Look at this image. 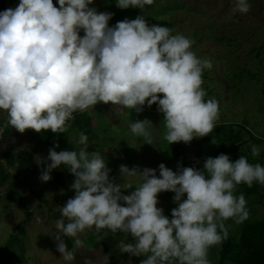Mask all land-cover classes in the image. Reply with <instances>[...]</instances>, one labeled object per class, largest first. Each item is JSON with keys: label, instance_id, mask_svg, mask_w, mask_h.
<instances>
[{"label": "clouds", "instance_id": "obj_1", "mask_svg": "<svg viewBox=\"0 0 264 264\" xmlns=\"http://www.w3.org/2000/svg\"><path fill=\"white\" fill-rule=\"evenodd\" d=\"M115 3L141 10L155 0ZM233 3L240 14L252 7L250 0ZM93 5L94 0H19L0 11V111L7 113V123L21 133H64L75 112L101 102L136 113L155 104L168 144L209 135L220 112L219 100L206 99L202 87L212 60L192 50L193 39L149 23L143 13L110 25L114 13ZM152 126L147 118L137 119L129 129L153 144ZM76 143L79 147L59 152L55 144L46 158L36 157L38 165H46L41 181L61 166L74 176V196L59 206L52 233L64 264H74L90 231L98 240L123 233L119 251L143 257L139 264H211L209 249L229 235L225 221L242 223L250 215L237 185H264V164L225 153L208 156L202 167L178 164L175 171L165 163L142 169L121 164L117 182L105 155L88 151L85 132ZM251 152L259 156V146L253 144ZM162 192L174 193L177 206L170 216L158 207ZM64 237L73 239L71 249ZM83 264H110V257H85Z\"/></svg>", "mask_w": 264, "mask_h": 264}, {"label": "rangeland", "instance_id": "obj_2", "mask_svg": "<svg viewBox=\"0 0 264 264\" xmlns=\"http://www.w3.org/2000/svg\"><path fill=\"white\" fill-rule=\"evenodd\" d=\"M53 2L55 4L56 0ZM18 3L19 0H0V11L15 7ZM250 3L252 7L247 14L234 12L233 0H155L153 5H147L139 11L137 8L121 9L117 7L115 0H94L93 6L98 11L114 13L109 21L110 25L124 18L134 19L143 13L149 23L162 25V22H166L174 33L180 32L193 39L195 44L192 50L199 57L211 59L213 62V68L204 71L202 87L207 92L206 99L215 97L220 102L216 125L220 127L221 124H228L242 130V126L247 125L254 136L264 138V0H250ZM242 74V80L234 78L233 87L229 85L231 76ZM149 112L147 106L143 112L136 113L131 109H121L119 106L101 102L85 115L84 119L91 118L87 121L91 120L89 126L93 128L85 133L89 137L88 151L97 150L105 155L108 166L112 169L110 175L117 182H122L119 176L121 164L130 168L139 166L142 169L158 168L160 163H165L174 171L178 164L201 167L206 156L204 149L201 146L196 148L191 141L178 151L177 155L183 161L176 160L169 152L177 143L168 144L163 139L164 126H160L159 120V124L153 121L157 118L151 119ZM145 118L154 122L150 129L153 144L144 143L142 137L134 135L129 129L132 121ZM68 125L66 132L60 133L57 135L59 137L52 138L48 143L45 140L50 130L36 132L28 129L40 146L39 151L43 154L40 157L46 158L49 148L55 144H59L56 148L58 152L79 147L76 141L84 124H72L69 121ZM7 128L11 132H5ZM18 133L7 123V113L0 111V145L6 142L14 144L13 137ZM23 133L29 139L30 135ZM204 137L197 138L198 142ZM253 144L259 146L260 150L264 146L255 143L253 139L241 148L251 149ZM0 164L5 171L9 170V165L1 154ZM43 167L46 165H39L30 174L29 171H13L14 178L23 182L17 183L24 195L23 206L7 203L2 196L3 192L0 194V249L8 239L14 237L15 242H24L26 264H64L59 258L61 254L56 249L52 233L55 232L54 223L60 215L59 206H63L74 196V190L70 188L74 176L66 167L61 166L52 170L49 181L43 182L39 178ZM3 189L5 187L0 188L1 191ZM167 196L168 192L159 194L158 207H162ZM253 212L260 216L264 214V207L255 205ZM230 227L233 228L231 224ZM82 238L85 239L87 247L77 250L74 264H83L85 257L100 261L106 256L101 249L95 248L99 240L93 232H88ZM123 238L124 234L120 232L102 234L100 240L112 253L110 264H139L143 257L130 256L119 251L117 245ZM64 239L66 241L68 238ZM128 239L131 240L130 235ZM217 246L214 245L215 248ZM8 264L15 262L12 260Z\"/></svg>", "mask_w": 264, "mask_h": 264}, {"label": "trees", "instance_id": "obj_3", "mask_svg": "<svg viewBox=\"0 0 264 264\" xmlns=\"http://www.w3.org/2000/svg\"><path fill=\"white\" fill-rule=\"evenodd\" d=\"M112 1V0H111ZM139 11V9H137ZM162 25L169 27L166 22H162ZM230 86L233 87L232 82L234 78L238 80L243 79V74L238 76H231ZM92 108L80 112H75L74 120L71 121L72 124L83 122V132L88 133V130L91 129V120L89 122L85 118V115ZM149 115L153 121L158 120L160 126H164L163 116L158 112L157 106L153 104L151 107H148ZM91 119V118H90ZM154 123V122H152ZM156 124V126H157ZM244 124V123H243ZM239 124V125H243ZM235 126V125H234ZM241 128H234L233 125L221 124L220 127L217 126L213 129L209 135L205 136L198 142L197 138L192 140V144L197 148L198 146L204 149L205 158L212 156L215 157L220 153H225L230 156L232 160L237 159L240 155L247 156L249 161L252 163H261L264 164V138L254 136L251 131H249L248 126H242ZM60 133H53L51 130L47 134V139L45 143H48L52 138H57ZM248 136V137H247ZM255 139V143L262 145L263 148L260 150L259 156H253L251 149H242L244 145L248 144L250 141ZM177 146L171 147L169 154L172 155L176 160L183 161V158L178 156V151L182 150L185 147L184 142H176ZM122 150V149H121ZM119 149V151H121ZM118 151V152H119ZM35 152H25L18 151V153H13L12 150L4 153V158L9 165L10 169L17 168V171H29L35 170L34 161H35ZM3 156V155H2ZM203 162H201L202 167ZM0 164V188L4 187L7 184V187L0 190V194L3 192V197L7 203L17 204L19 206L24 205L23 194L19 189L16 183H11V173L5 171ZM245 194L247 200V208L249 210V217L242 223H237L235 226V220L229 219L225 221V224L228 228V238L224 240L221 244L215 248L212 246L209 249L208 258L211 261V264H264V214L257 216L254 211L255 205H260L264 207V185L259 183H254L251 187H248L246 184L237 185L236 194L240 193ZM174 193L168 192L167 199L164 200L162 207L166 215L170 216L171 209L177 205L172 202V196ZM230 224L233 226L230 227ZM68 247L71 249L73 247V239H66ZM213 247L215 248L213 250ZM97 250L101 249L103 255H108L110 259L112 258V253L109 248L104 244L103 241L99 240L95 244ZM14 260L15 264H26L25 258V245L24 242H15L14 237L8 239L7 243L0 249V264H8Z\"/></svg>", "mask_w": 264, "mask_h": 264}, {"label": "crops", "instance_id": "obj_4", "mask_svg": "<svg viewBox=\"0 0 264 264\" xmlns=\"http://www.w3.org/2000/svg\"><path fill=\"white\" fill-rule=\"evenodd\" d=\"M17 133L19 132L17 129H16ZM5 132H11L10 129H6ZM24 132L28 133L30 136H29V139L26 138V136H23L24 133H18L15 137H13V140H15L14 144L12 143V145L8 144V142H6V144L4 145H0V154L3 155L2 157L4 158V153H6L7 151L9 150H12V152L14 153H18V151H25V152H35V161H34V167L36 170L38 168V164L36 162V157L37 156H41L43 154H41L40 152L42 151H39V147L36 142H35V139H34V136H32V134L30 133V131L25 130ZM24 141L26 142V144H24ZM17 171V168L14 167V169H10L7 171L11 174V178H10V181L11 183H23L21 181H19L18 178H14V173L13 171ZM29 174L31 173V170H29L28 172ZM23 181V180H22ZM19 185V184H17ZM4 187L6 188L7 187V184L4 185Z\"/></svg>", "mask_w": 264, "mask_h": 264}, {"label": "built area", "instance_id": "obj_5", "mask_svg": "<svg viewBox=\"0 0 264 264\" xmlns=\"http://www.w3.org/2000/svg\"><path fill=\"white\" fill-rule=\"evenodd\" d=\"M73 120V119H72Z\"/></svg>", "mask_w": 264, "mask_h": 264}]
</instances>
